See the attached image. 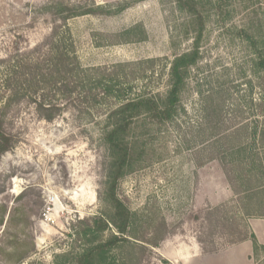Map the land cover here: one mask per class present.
<instances>
[{
  "label": "rangeland",
  "instance_id": "1",
  "mask_svg": "<svg viewBox=\"0 0 264 264\" xmlns=\"http://www.w3.org/2000/svg\"><path fill=\"white\" fill-rule=\"evenodd\" d=\"M48 1L0 0V58L40 44L56 24L59 34L69 31L82 66L110 69L118 62L132 63L123 71L125 93H162L173 54L187 51L195 36L191 15L174 0H69L107 6L113 13L76 16L64 23L37 11ZM124 1L129 5L120 10L117 4ZM200 1L197 10L205 18L201 59L190 69L182 107L173 122L159 128L144 125L146 132L141 131L137 121L131 135L145 133L148 165L124 176L119 195L132 210L146 209L165 222V239L150 256L144 255L143 264H264V251L253 254L249 240L203 254L196 240L201 222L195 218L208 208V195L223 194L228 186L218 161H207L218 134L238 123L249 132L264 120V68L253 64L257 54L242 34L264 36V2L223 0L219 12L217 0ZM148 59H154L150 71L133 79L131 74L147 66L143 62ZM94 114L67 107L46 121L31 105L17 107L13 130L18 142L0 158V204L8 208L0 226V264H12L5 250L18 225H25L21 236L25 243L32 239L35 247L19 264H54L55 255L72 243L74 220L99 210L97 190L106 153L101 116ZM15 207L23 208L24 216L6 222ZM253 234L264 244V228ZM222 242L216 239L217 245Z\"/></svg>",
  "mask_w": 264,
  "mask_h": 264
},
{
  "label": "trees",
  "instance_id": "2",
  "mask_svg": "<svg viewBox=\"0 0 264 264\" xmlns=\"http://www.w3.org/2000/svg\"><path fill=\"white\" fill-rule=\"evenodd\" d=\"M174 1L179 10L191 15L195 36L187 51L173 54L162 93L126 94L122 83L127 74L123 71L132 63L118 62L110 69L82 66L69 31L59 34L56 24L40 44L0 58V158L18 142L13 120L21 104L31 105L37 116L46 121L55 119L67 107L90 117L94 112L101 116L100 140L106 154L103 179L97 190L100 207L97 213L74 220L70 226L72 243L68 250L55 255L54 264H143L144 255L150 256L167 235L162 218L146 209L132 210L120 197L119 188L125 175L148 165V143L145 133L141 132L146 129L144 125L159 128L174 121L182 107L181 96L190 69L201 59L205 18L197 10V4L202 6L203 3L200 0ZM222 1L215 2L219 12H222ZM127 5L126 1L117 4L120 10ZM36 9L62 23L76 16L113 13L107 6L76 4L69 0H51ZM242 34L257 54L253 64L258 69L264 68V36L255 39L252 34ZM153 62L154 59L144 61L147 66L131 74L133 79L149 72ZM100 104L105 105L104 110L97 108ZM137 121L142 122V137L131 135ZM260 127L247 132L246 125L238 123L229 132L224 130L218 134L219 139L211 147L214 153L207 161H218L233 197L208 206L201 217H195L201 222L196 240L203 254L247 240L252 244L253 254L264 251V244L257 242L248 224L250 218H264V120ZM7 212V206L1 203L0 226ZM8 214L6 222L17 214L24 216L23 208H11ZM24 227L18 225V229H14L12 246L5 250L12 264H19L35 249L32 239L25 243L26 236H21L25 233ZM217 238L223 239L220 245L216 243Z\"/></svg>",
  "mask_w": 264,
  "mask_h": 264
},
{
  "label": "crops",
  "instance_id": "3",
  "mask_svg": "<svg viewBox=\"0 0 264 264\" xmlns=\"http://www.w3.org/2000/svg\"><path fill=\"white\" fill-rule=\"evenodd\" d=\"M228 185V183H227ZM233 197V193L229 187V185L224 188L223 190V194H218V193H213L212 196H207V202L209 203V206H215L221 202H224V201H227L229 200L230 198ZM258 223L260 224V226H256L257 229H259L260 227L264 228V218H250L248 219V224L251 228V230L253 232H255L257 229H255L253 226H252V223Z\"/></svg>",
  "mask_w": 264,
  "mask_h": 264
}]
</instances>
